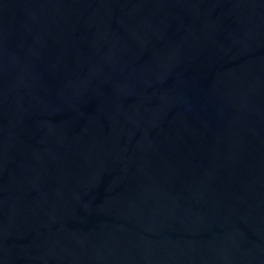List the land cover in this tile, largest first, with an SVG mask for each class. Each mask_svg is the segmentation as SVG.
<instances>
[{"label": "water", "instance_id": "95a60500", "mask_svg": "<svg viewBox=\"0 0 264 264\" xmlns=\"http://www.w3.org/2000/svg\"><path fill=\"white\" fill-rule=\"evenodd\" d=\"M0 264H264V0H0Z\"/></svg>", "mask_w": 264, "mask_h": 264}]
</instances>
